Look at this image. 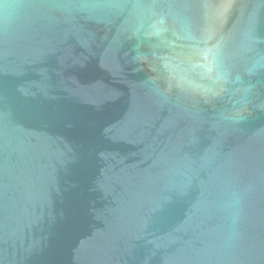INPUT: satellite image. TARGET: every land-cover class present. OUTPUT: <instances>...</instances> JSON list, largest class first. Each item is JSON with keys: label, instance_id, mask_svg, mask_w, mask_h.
Listing matches in <instances>:
<instances>
[{"label": "water", "instance_id": "obj_1", "mask_svg": "<svg viewBox=\"0 0 264 264\" xmlns=\"http://www.w3.org/2000/svg\"><path fill=\"white\" fill-rule=\"evenodd\" d=\"M0 264H264V0H0Z\"/></svg>", "mask_w": 264, "mask_h": 264}]
</instances>
